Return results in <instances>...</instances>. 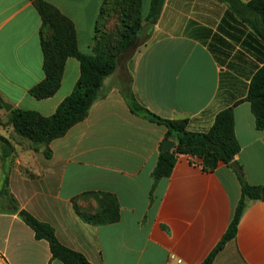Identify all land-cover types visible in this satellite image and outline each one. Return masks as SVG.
Returning <instances> with one entry per match:
<instances>
[{"label":"crops","instance_id":"obj_1","mask_svg":"<svg viewBox=\"0 0 264 264\" xmlns=\"http://www.w3.org/2000/svg\"><path fill=\"white\" fill-rule=\"evenodd\" d=\"M75 26L81 53L94 55L103 0H43ZM247 4L254 0H241ZM151 0H142L148 41L125 67L105 81L106 97L63 138L44 148L18 136L2 106L55 114L81 74L69 58L60 90L46 100L30 91L45 79L33 0H0V136L14 147L2 160L0 191L19 210L50 225L59 242L91 264H203L219 247L242 197L234 168L211 172L198 158L181 156L172 175L152 194L154 171L167 129L131 112L121 90L130 79L140 102L168 120L188 118V129L206 133L219 113L234 108L236 161L251 186L264 187V130L249 103L251 81L264 67V42L218 0H165L156 24L146 23ZM126 75L128 80L123 76ZM119 206L116 223L93 225ZM181 261V263L179 262ZM0 264H63L49 243L4 206L0 209ZM212 264H264V198L246 208L234 240Z\"/></svg>","mask_w":264,"mask_h":264},{"label":"trees","instance_id":"obj_2","mask_svg":"<svg viewBox=\"0 0 264 264\" xmlns=\"http://www.w3.org/2000/svg\"><path fill=\"white\" fill-rule=\"evenodd\" d=\"M218 1L236 13L264 42V0H254L247 4L241 0ZM33 3L43 22L40 37L45 79L32 88L30 94L37 100H46L55 96L61 88L69 58L76 59L80 63L81 70L80 78L72 94L59 105L54 115L45 117L37 112L24 109H13L8 115V125L13 127L15 133L30 141L35 151L44 148L45 155L50 158V144L63 138L74 126L88 117L92 106L106 97L105 81L121 69L124 58L139 39L144 37L142 45H145L148 38L144 33V22L141 16L142 0H103L96 25L95 53L92 56L80 52L75 26L71 20L43 0H33ZM164 4L165 0H151V9L145 20L147 24L157 23ZM112 20H115L119 27L116 35L118 43L115 46L108 45L109 42L104 41L105 38L107 39L108 23ZM121 95L133 114L151 123L166 127L165 139L176 144L171 151L160 150L157 165L152 172L151 197H153L158 183L172 175L177 160L181 156L200 159L203 169L211 172L215 171L220 163L226 165L237 163L239 170L234 169V171L241 184L242 197L220 245L222 247L234 240L247 206L252 201L264 198V187L251 186L245 178L242 167L236 161L241 147L235 135L234 108L231 107L219 113L208 132L195 133L188 129V118L168 120L148 110L134 92L132 79L123 86ZM244 101L251 106L256 129L263 131L264 67L254 75ZM0 126H2V122H0ZM0 146L2 160L6 161L13 155L14 147L8 139L1 136ZM7 183L5 178L3 189L0 191V209L6 206L10 211L19 213L21 219L34 231L35 238L49 243L53 260H58L63 264H91L84 255L63 246L50 225L40 222L24 210H19L7 190ZM119 219V206L116 203L113 211L111 210L90 222L99 226L116 223ZM220 248H217L203 264H212Z\"/></svg>","mask_w":264,"mask_h":264},{"label":"rangeland","instance_id":"obj_3","mask_svg":"<svg viewBox=\"0 0 264 264\" xmlns=\"http://www.w3.org/2000/svg\"><path fill=\"white\" fill-rule=\"evenodd\" d=\"M118 30H119V27H118L117 22L115 20L109 21L108 28L106 30L107 39L105 38V40H104L106 42H109L108 45H112V46L117 45L118 40H116V35L118 33ZM144 33H145V31H144ZM112 37H115V38L113 39ZM143 39H144V37H142L141 39H139L138 43H136V45L129 52V54L126 55V57L124 58V62H123V65H122V69H125V67L131 68V66L133 64L134 57L137 55V53L143 47V45H142V44H144V43H142L143 42ZM123 78L125 80H128V78H127L126 75H124ZM0 122H2V120H0Z\"/></svg>","mask_w":264,"mask_h":264},{"label":"water","instance_id":"obj_4","mask_svg":"<svg viewBox=\"0 0 264 264\" xmlns=\"http://www.w3.org/2000/svg\"><path fill=\"white\" fill-rule=\"evenodd\" d=\"M2 106L7 113H10L13 110L12 106L7 104V103L3 102ZM175 146H176V144L174 142H172L170 140H165L162 144V151L163 152L171 151L175 148ZM230 167L234 168L235 170H239V167H238L236 162L231 163ZM220 247H221V245H219L218 248H220Z\"/></svg>","mask_w":264,"mask_h":264},{"label":"built area","instance_id":"obj_5","mask_svg":"<svg viewBox=\"0 0 264 264\" xmlns=\"http://www.w3.org/2000/svg\"><path fill=\"white\" fill-rule=\"evenodd\" d=\"M181 263V261H179Z\"/></svg>","mask_w":264,"mask_h":264}]
</instances>
